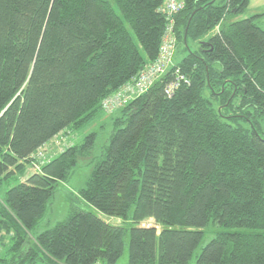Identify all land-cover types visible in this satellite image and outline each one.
<instances>
[{
    "label": "trees",
    "instance_id": "obj_1",
    "mask_svg": "<svg viewBox=\"0 0 264 264\" xmlns=\"http://www.w3.org/2000/svg\"><path fill=\"white\" fill-rule=\"evenodd\" d=\"M181 1L183 59L107 113L103 100L157 58L163 0H0V186L37 167L0 198V264H116L127 234L128 264H264L260 16L239 19L249 0ZM114 114L78 196L121 224L71 210L36 234L96 135L36 155Z\"/></svg>",
    "mask_w": 264,
    "mask_h": 264
},
{
    "label": "rangeland",
    "instance_id": "obj_2",
    "mask_svg": "<svg viewBox=\"0 0 264 264\" xmlns=\"http://www.w3.org/2000/svg\"><path fill=\"white\" fill-rule=\"evenodd\" d=\"M256 11H264V0H249L247 8L244 10L239 19L252 16L251 14ZM262 18L260 20V26L264 29V21H262ZM184 54L185 53L181 45L177 46L173 56L172 64L180 62L183 59ZM115 115L117 114L106 115L105 117L101 118L99 117L92 124L79 130L75 135L62 134L57 136L49 144L42 148V150L36 155L35 159L38 162H42L43 160L58 154L65 146L81 141L82 138L87 134L95 133L96 135L95 145L90 151L89 155L78 158L77 167L73 171V174L65 182H61L57 185L51 200V204L47 209V212L42 219L41 226L37 229L36 234H40L45 230L52 229L58 223L64 221L71 210L91 212L110 224H121V221L117 219H107V217L94 210L88 204L84 203L78 196V190L85 186L86 181L91 176L96 164L101 159L102 154L105 151V146L108 144V137L114 128L111 118ZM35 171H37L36 166L32 168L29 167L22 177H14L8 182H4L0 186V198H4L5 192L7 190L16 186L19 182H23L29 174L34 173ZM131 212L132 209L130 213ZM153 224L154 223L152 220H148L142 223L141 227H152ZM212 230V228H209L205 231L204 238L194 253L193 259L191 261L192 263H194L196 256L200 254L201 249L213 238L214 235ZM128 242L129 235L127 234L125 238L123 254L118 259L116 264H128Z\"/></svg>",
    "mask_w": 264,
    "mask_h": 264
},
{
    "label": "built area",
    "instance_id": "obj_3",
    "mask_svg": "<svg viewBox=\"0 0 264 264\" xmlns=\"http://www.w3.org/2000/svg\"><path fill=\"white\" fill-rule=\"evenodd\" d=\"M182 8L181 0H163L160 11L166 18V28L161 37L157 58L150 65L145 66L131 84L103 100L102 108L105 112L111 113L131 98L146 93L153 83L172 66L176 47L173 16ZM169 90H172V87Z\"/></svg>",
    "mask_w": 264,
    "mask_h": 264
},
{
    "label": "crops",
    "instance_id": "obj_4",
    "mask_svg": "<svg viewBox=\"0 0 264 264\" xmlns=\"http://www.w3.org/2000/svg\"><path fill=\"white\" fill-rule=\"evenodd\" d=\"M249 4V3H248ZM252 16L254 15H258V16H260V18H259V24L261 23V18H262V21H264V11H256V12H253L252 14H251Z\"/></svg>",
    "mask_w": 264,
    "mask_h": 264
}]
</instances>
